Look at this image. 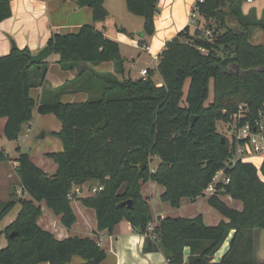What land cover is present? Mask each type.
<instances>
[{
    "label": "trees",
    "instance_id": "trees-1",
    "mask_svg": "<svg viewBox=\"0 0 264 264\" xmlns=\"http://www.w3.org/2000/svg\"><path fill=\"white\" fill-rule=\"evenodd\" d=\"M245 1L197 0L195 25L181 29L159 55L162 85L151 69L145 77L125 76L119 42L92 23H84L75 32H52L47 46L58 55L59 66L63 70L77 68L74 78L57 87L46 84L47 61L29 64L32 53L28 48L0 56L4 136L18 140L23 124L33 118L37 108L40 114L57 115L61 120V129L53 135L64 147L47 153L58 164L55 176L34 164L30 152L18 147L16 171L28 197L17 198L12 192L11 198L0 201V223L16 204L21 205L17 217L0 230V237L4 234L7 239L0 248V264H67L74 255L83 259L74 264H100L107 251L93 237L58 239L37 223L45 201L70 229L76 214L68 194L89 181L104 186L96 193L91 187L81 198L83 205L96 211L98 229L113 231L123 219L128 220L136 233L145 235V253L161 251L169 264H264L253 253L254 233L264 229V160L259 169L241 159L232 165L243 141L235 133L223 134L217 126L224 122L237 131L247 124L262 132L264 44L254 37L264 31V12L258 16L254 7L243 12ZM158 2L126 0L127 10L144 19V38L156 32ZM104 3L91 0L94 21L107 18ZM11 13V0H0V22ZM103 61H112L115 71L98 72L92 67ZM117 72L123 76L117 77ZM37 87L42 91L36 100L31 90ZM70 91L87 92L88 98L62 102L61 96ZM240 105L242 115L235 116ZM154 156L160 162L152 169ZM6 159L0 151V161ZM220 170L230 180L216 183L208 203L227 221L209 225L201 214L166 216L156 224L155 237L149 235L153 214L149 198L141 193L143 183L155 181L164 189L162 201L179 207L186 197L206 196ZM224 194L241 200L243 208L228 206L221 198ZM127 199L133 200L132 207L118 206ZM232 230L229 249L219 262L213 261Z\"/></svg>",
    "mask_w": 264,
    "mask_h": 264
},
{
    "label": "crops",
    "instance_id": "crops-1",
    "mask_svg": "<svg viewBox=\"0 0 264 264\" xmlns=\"http://www.w3.org/2000/svg\"><path fill=\"white\" fill-rule=\"evenodd\" d=\"M197 0H159L158 11L155 16V34L149 38H144L142 36L144 19L135 20V26L128 24L129 22H123L119 20L118 15H116L117 5L121 8V0H105V7L107 9V18L105 20L94 21L92 16L91 6H85L82 9L78 8L76 0H11V15L0 22V56L8 54L12 50V42L14 40L17 48H28L31 50L32 54H36L41 48L47 45L49 38L52 36V32L57 31L60 33H68L77 31L84 23H92L98 30H102L111 39L118 41L121 48V53L124 61L127 60V56L132 58V65L127 66L124 62V75L132 78L134 71L139 77H144L141 75L143 69H148L154 71L153 78L162 85L163 79L158 71V61L159 55L165 48V44L168 40L176 37L187 25H193L196 18L191 20L192 9L195 7ZM251 3V5H247ZM126 4V0H125ZM254 7L258 16H261L264 12V0H247L242 6L243 12H246L249 8ZM193 17V16H192ZM199 17V15H198ZM131 22V20H129ZM128 32L133 33V36H129ZM14 37V39H11ZM146 39L145 43L143 40ZM125 47L130 48L124 55ZM141 50V51H139ZM144 52V54H143ZM52 57V58H51ZM52 59V64H48L49 68L46 75V82L52 87H57L68 82L70 79L74 78L77 74V68L63 70L59 66L57 59L58 55L52 52L51 56L45 61L48 62ZM98 72H114L115 64L112 61H103L98 65L92 66ZM60 70V71H57ZM59 72V73H58ZM57 75V77H56ZM123 75L117 72V77L121 78ZM56 77V78H55ZM42 90V87L33 88L31 90V96L33 99H39L41 91L39 93L38 89ZM34 91H37L36 96ZM88 98V93L83 91H70L61 96V101L64 103L70 102H82L86 101ZM33 118L24 123L22 126L23 133H29L32 130L33 125L38 124V122L44 121L42 119L44 116L34 108L32 112ZM48 119V118H46ZM6 123V117H0V140H3L4 136V126ZM61 123V120H60ZM262 135L264 138V118L262 121ZM62 123L58 125V128L54 131H59L61 129ZM54 127V126H53ZM29 128V130H27ZM53 131V132H54ZM48 132L44 131V136L47 137ZM40 137H43L40 135ZM53 138H48L46 143H41L38 146V150L30 152L31 160L38 167L40 166L46 173L52 175L55 174L58 164L54 162L50 157L47 156L49 152L62 151L64 149L61 139L54 134ZM6 138V137H5ZM16 141V140H15ZM0 151H4L6 156H8V163L10 165L4 169L0 166V173L6 172V179L12 175L13 170L16 171V157H11L10 153L5 149L0 143ZM256 154H250L246 156L245 162H252L259 169L263 163L264 157L259 160ZM159 158L157 156L153 157V161ZM5 160V161H6ZM0 161V162H5ZM160 161V160H159ZM153 163V162H152ZM156 166H152L154 169ZM224 175L218 173V178L214 182V186L219 180H223ZM5 187L9 185L8 181L5 180ZM18 181L19 177H18ZM98 186L95 182L89 181L82 186H75L73 191L80 189V193L72 199L71 205L73 211L76 214V220L70 229L65 228L61 223V215L55 214L45 203L41 202L42 214L38 218V225L44 229L51 231L54 236L58 239L67 238L70 236L78 235L81 237H93L97 240L99 245L107 251L105 259L100 264H169L167 258L161 251L155 252H143L144 238L145 235L136 233L131 226L130 222L123 219L120 223L115 225L113 231L99 230L97 227V213L92 207H86L83 205L81 198L87 196L90 192L91 187ZM20 190L23 196L28 197V193H23V188L20 181ZM163 187L157 184L155 181H148L143 183L141 188V193L145 197L149 198L150 207L151 203L154 202V193H156L159 200L163 192ZM207 195L202 196L207 199L213 193L207 190ZM192 200L188 197L182 199L180 207L185 204V208L193 205L200 198ZM223 195H221V198ZM192 204L191 206H189ZM165 209L158 208L156 216L153 218V222L158 223V221L166 216H172L170 212L176 213L172 205L168 202H164ZM205 206V205H204ZM172 207V208H170ZM211 207V206H210ZM206 208V211L201 213L197 212L191 208L192 213L186 215H174L175 217H195L197 215H202L206 224L217 225L221 220L227 221L228 219L221 215L219 212L216 214L211 208ZM214 208V207H213ZM240 208V207H239ZM238 208V209H239ZM21 209L20 203L16 204L15 207L8 212V215L2 220L0 230L4 229L8 224H10L19 214ZM215 209V208H214ZM187 211V210H186ZM185 211V212H186ZM199 211V210H198ZM215 211H217L215 209ZM180 212V211H179ZM170 213V214H169ZM185 214V213H184ZM222 216H220V215ZM210 220V221H209ZM234 234L232 230L225 242L222 244L220 249L214 254L213 261L219 262L222 255L229 249L231 238ZM7 244L6 236L3 234L0 237V245L5 246ZM190 252L189 246L184 249L185 261H188V255ZM254 255L257 261L264 262V258L259 255L258 245H254ZM72 261L67 264H74L82 262L83 259L79 255H74L71 259ZM40 264H49V262L43 261Z\"/></svg>",
    "mask_w": 264,
    "mask_h": 264
},
{
    "label": "rangeland",
    "instance_id": "rangeland-1",
    "mask_svg": "<svg viewBox=\"0 0 264 264\" xmlns=\"http://www.w3.org/2000/svg\"><path fill=\"white\" fill-rule=\"evenodd\" d=\"M247 5H251V3H249V4L247 3ZM116 7H117L116 15H118L119 20H122L123 22H129L128 24L133 23V24H130V25L135 26L137 24V23L135 24V20L138 21V23H139L140 22L139 20L143 19L142 16L136 15L134 13H130L127 10L126 4H125V0H121V8H119L120 5H119V7H118V5ZM198 15L199 14L196 13V16H195L196 20L198 18ZM129 20H131V22ZM191 20L193 21L194 17L191 16ZM193 25H195V22L193 23ZM11 39H14V37H11ZM254 40L264 44V31L256 33L255 37H254ZM127 50H131V49L128 48V47H125V49H124V51H125L124 55L125 56H126L125 53L127 52ZM139 51H141V50H139ZM143 54H144V52H143ZM51 58L48 60V64L49 63L52 64V61H51L52 59ZM124 62H125V64H128L127 66L132 65L131 64L132 63V58L127 56V60L124 61ZM57 71H60V70H57ZM56 77H57V75H56ZM138 77L139 76L134 71V74L132 75V78L134 79V78H138ZM46 84L49 85L48 82ZM187 89H188V84L185 87V92L187 91ZM38 91L40 93V91H42V90L39 88ZM36 94H37V91H34V95L35 96H36ZM211 94H212V91H211ZM212 97H213V94L211 95V98ZM42 116H44L42 118V119H44V121L42 120V122H38V124L33 125L32 130L29 133H24L22 135V137H20L18 140L11 141V140L7 139V137L6 138L4 137L3 140H0V143L2 144V146H4L5 149L7 148V151L10 153L11 157H17L19 155L18 147L21 148L22 151L33 152L35 150H38L39 144H41V143L44 144V143H46L48 138H53L52 136H54L53 135L54 129L58 128V125L61 124L60 123V119L57 117V115H53V114H43ZM46 118H48V119H46ZM217 126H218L219 130L223 134H225L227 136H230L231 130H230V126L227 123L219 122ZM44 131L48 132L47 137L46 136L40 137V135ZM256 155H257L256 156L257 159H259V160L263 156L262 154H256ZM159 162L160 161L158 159H155L153 161V163H152V166H157L159 164ZM8 165H10V164L8 163L7 160L5 162H0V166H3L4 169L7 168ZM10 170L12 171V175L9 178H7V179H6V172L5 173H0V201H7V199L11 198L12 192L15 193V197H17V198H19L20 196H23V194L21 193V190H20V181H18V174H17V172L15 173V171L13 170L12 167H10ZM259 174H261V173L259 172ZM261 176H262V174H261ZM5 180H7L9 182L8 183L9 185H7L6 187H5V183H6ZM154 197H155V199L153 201L154 203L153 204L151 203V206H152L151 209H152L153 218L156 216V212L158 211V208H159V210L160 209H165V206H163L164 202L162 200H159L160 198L158 199L156 193H154ZM222 199L225 201V203L228 206H230L232 208H237V209L239 207H240L239 209L243 208L241 200L236 199V198L234 199L228 194H224ZM191 205L192 204H190L189 206H191ZM204 205L207 208H211V210H213L216 214H218L217 213L218 211H215V209L213 207H210L207 199L204 198V197L200 198L197 202L193 203L191 208L193 209V211L197 210V212L201 213L202 211H206V208H205ZM172 207H170V208H172ZM180 208L181 209L179 210L178 207H173V209H175L177 214L173 213V212H170L171 215L172 216H174V215H186V214L192 213L191 208H189V207L185 208V204L184 203H183V205ZM1 227L2 226H1V223H0V228ZM254 235H255V237H254L255 244L258 245L259 255L262 258H264V229H257L255 231ZM239 242L240 243L244 242V239L241 238L239 240ZM2 247H4V245L3 246L0 245V248H2Z\"/></svg>",
    "mask_w": 264,
    "mask_h": 264
},
{
    "label": "built area",
    "instance_id": "built-area-1",
    "mask_svg": "<svg viewBox=\"0 0 264 264\" xmlns=\"http://www.w3.org/2000/svg\"><path fill=\"white\" fill-rule=\"evenodd\" d=\"M195 9H196V7H194L192 9V12H191L193 17L196 16V12H195L196 10ZM206 33L210 34V31L207 30ZM147 71H148V69H143L141 71V75L145 77L148 73ZM242 107L243 106L240 105V107H239L240 112H239V114H237L235 116H241L242 115V111H243ZM262 128H263V125H261V129ZM27 130H29V128ZM230 130H231L230 135H233V133H235V135L237 136V139L239 141H243V143L238 145L237 150H236V154L231 159L232 165H234V163L239 159L244 161L246 159L245 157L250 156V154H262V155H264V138H263L262 132L252 130L251 126L247 125V124L244 127L238 129L237 131H235L234 129L232 130L231 128H230ZM23 134L24 133L22 132L20 137H22ZM220 172L223 175V170L218 171V173H220ZM218 173H217L215 180L218 178ZM222 179L226 182H228L230 180L228 177H225V176ZM215 187L216 186H214V183H213L212 185H210V187L207 190L211 191L212 193H215L216 192ZM103 188H104L103 185L95 186L91 189V192L96 193L98 191L103 190ZM78 193H80V189H76L75 192L72 191L71 193L68 194L69 198L71 200L74 199L77 196L76 194H78ZM156 224L157 223L153 222V221H151L148 224V233L153 238L155 237L154 229L157 226Z\"/></svg>",
    "mask_w": 264,
    "mask_h": 264
},
{
    "label": "water",
    "instance_id": "water-1",
    "mask_svg": "<svg viewBox=\"0 0 264 264\" xmlns=\"http://www.w3.org/2000/svg\"><path fill=\"white\" fill-rule=\"evenodd\" d=\"M76 3L78 5L79 9H82L85 6H90L91 5V0H76ZM12 42V49H16L17 45L15 43L14 40H11ZM52 54V50H50V48L46 45L45 47L41 48L39 52H37L36 54H30V65L34 64V63H39L42 61H45L46 59H48ZM41 67V66H40ZM236 68H239L238 65H236ZM195 118H192V122L191 125L193 124ZM41 136H44V132L41 134ZM56 174V172H55ZM55 174H52V176H55ZM119 207L121 206H128V207H132L133 206V200L132 199H127V200H123L118 204ZM11 235H14L13 233Z\"/></svg>",
    "mask_w": 264,
    "mask_h": 264
}]
</instances>
